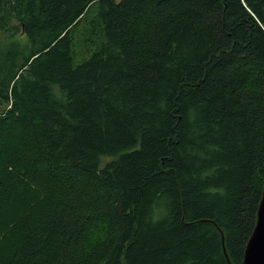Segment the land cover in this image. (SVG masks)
<instances>
[{
  "label": "trees",
  "instance_id": "trees-1",
  "mask_svg": "<svg viewBox=\"0 0 264 264\" xmlns=\"http://www.w3.org/2000/svg\"><path fill=\"white\" fill-rule=\"evenodd\" d=\"M263 187L264 0H0V264H242Z\"/></svg>",
  "mask_w": 264,
  "mask_h": 264
},
{
  "label": "water",
  "instance_id": "water-1",
  "mask_svg": "<svg viewBox=\"0 0 264 264\" xmlns=\"http://www.w3.org/2000/svg\"><path fill=\"white\" fill-rule=\"evenodd\" d=\"M222 243L224 254L227 260L231 262L228 251L225 247V236L223 233ZM242 264H264V187L262 191V198L258 207L257 222L246 244Z\"/></svg>",
  "mask_w": 264,
  "mask_h": 264
}]
</instances>
